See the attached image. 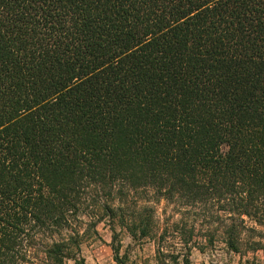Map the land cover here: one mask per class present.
<instances>
[{"label": "trees", "instance_id": "1", "mask_svg": "<svg viewBox=\"0 0 264 264\" xmlns=\"http://www.w3.org/2000/svg\"><path fill=\"white\" fill-rule=\"evenodd\" d=\"M125 207L161 264L264 258V0H0V264H82Z\"/></svg>", "mask_w": 264, "mask_h": 264}, {"label": "rangeland", "instance_id": "2", "mask_svg": "<svg viewBox=\"0 0 264 264\" xmlns=\"http://www.w3.org/2000/svg\"><path fill=\"white\" fill-rule=\"evenodd\" d=\"M125 208L126 210L122 214L117 213L118 217H115L114 222L105 216L103 221L96 223L95 227L88 226L90 221L84 217L87 226H84L82 230L87 232L81 242L79 257L83 261L82 264H161L157 254V242L153 239L137 240L133 238L127 227L121 223L120 215L127 221L129 220L128 216L133 212V209L128 212L129 209ZM155 209L156 219L162 227L166 222L184 220L188 234L191 223L197 219L201 220L204 215L199 211L180 210L178 206L165 202L155 205ZM193 242L189 243V247L194 246ZM199 242L204 241L201 239ZM67 264H75V262L69 261ZM167 264H173V262ZM190 264H264V258L262 254H258L256 258L252 255L239 256L229 252L224 244L217 243L216 248H208L203 251L193 248Z\"/></svg>", "mask_w": 264, "mask_h": 264}]
</instances>
